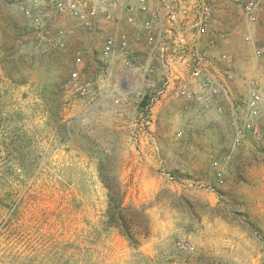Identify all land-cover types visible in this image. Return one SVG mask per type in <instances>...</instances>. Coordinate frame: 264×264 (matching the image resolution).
<instances>
[{
  "label": "rangeland",
  "instance_id": "obj_1",
  "mask_svg": "<svg viewBox=\"0 0 264 264\" xmlns=\"http://www.w3.org/2000/svg\"><path fill=\"white\" fill-rule=\"evenodd\" d=\"M206 2L225 22L226 38L235 31L246 48L240 71L252 75L239 78L243 87L264 97V58L246 40L264 44V0L249 26L231 0ZM65 29L75 32L56 29L53 18L41 37L0 1V264H264V110L258 132L240 142L235 127L247 117L246 93L237 94V116L220 120L216 133L189 119L181 125L176 114L190 103L175 91L155 121L167 81L160 64L158 77L152 66L145 71L146 60L135 79L110 77L109 61L99 58L104 38L67 37L60 47L53 36ZM108 78V104H120L117 91L128 93L124 112L90 114ZM104 176L148 217L137 246L108 225Z\"/></svg>",
  "mask_w": 264,
  "mask_h": 264
},
{
  "label": "crops",
  "instance_id": "obj_2",
  "mask_svg": "<svg viewBox=\"0 0 264 264\" xmlns=\"http://www.w3.org/2000/svg\"><path fill=\"white\" fill-rule=\"evenodd\" d=\"M155 6L158 16L152 17L149 13L141 12L137 8L128 10L129 7L134 6L132 2L128 0H122V2L116 8L110 11L112 16L111 20H107L103 16H97L91 18L92 27L86 31L81 32L76 30V23L78 19L76 17L65 15H56L55 28L68 27L74 28L75 32L67 38L68 40L79 43H92L97 41L99 37L104 38V45L99 54V58L107 59L108 74L109 76H122L124 74L136 78L137 71L142 70L141 62L146 60L145 71L152 66V69L156 72V77L159 76V69L156 71V63L164 69L166 78L172 77L170 85L166 90L165 95L161 100L157 102L153 107V119L156 121L159 118L162 119L166 109L171 105V94L176 88L184 87L188 90L195 92L197 95L205 97L202 102H192L186 99V102L190 103V106H185L184 109H179L176 118H180L181 125H186V121H194L196 123H205V126L212 128L215 131V126L221 121H225L226 117L230 119L235 118L239 107L237 106V94L246 93V97L252 92L249 86L243 87L244 81L239 80L240 77L251 76L250 71L247 70L245 74L240 71V62L242 61L246 48H240V41L236 37L235 31H233L231 38L217 39L216 34L218 32H224L225 22H217L213 17L212 27L209 34L205 36H199L192 31L189 21L186 18L193 16V6L189 5L193 3L192 0L185 5L180 6L181 13L179 14V4L174 0H150ZM182 3V2H181ZM129 5V7H128ZM128 7V8H127ZM177 13V14H176ZM133 17L136 21L135 25L128 23V18ZM148 21L153 22V35L151 36L144 28V24ZM244 21L246 22L245 18ZM187 26V42L190 49L194 47L196 50H204L208 47L210 40H215V47L209 48L207 61L205 62L207 74L211 76L216 84L221 86L224 91L218 96H214L209 90L202 87V79L193 78L190 75L189 68L186 64L177 61L173 58V45L171 41V31L177 25ZM245 24H248L247 22ZM232 27L236 24L232 22ZM249 26V24H248ZM76 27V29H75ZM249 28V27H248ZM67 30V29H65ZM70 30V29H69ZM72 31V30H71ZM108 38H114L117 41V46L113 52L105 53V43ZM125 38L127 46L122 50L120 47V39ZM88 51V50H87ZM88 53V52H86ZM85 54V52H84ZM223 54H228L232 57V62L228 63L221 60ZM229 76V83L227 77ZM155 85H160V82L153 80ZM246 83V82H245ZM165 84V83H164ZM163 84V86H164ZM99 99L91 107V113L106 112L105 114L119 115L124 112L126 107L125 96L128 93L121 94L117 91V96L120 98V104L116 102L108 104L111 97L108 96L112 91L109 78L105 83ZM114 91V90H113ZM176 104V103H175ZM224 107L225 113L220 114L219 109ZM247 109V108H246ZM216 124V125H215ZM237 125V123H235ZM236 129V127H235Z\"/></svg>",
  "mask_w": 264,
  "mask_h": 264
},
{
  "label": "built area",
  "instance_id": "obj_3",
  "mask_svg": "<svg viewBox=\"0 0 264 264\" xmlns=\"http://www.w3.org/2000/svg\"><path fill=\"white\" fill-rule=\"evenodd\" d=\"M11 7L20 11L24 17L29 21L34 30L41 36H44L47 24L56 15H65L76 17L81 28L89 30L92 27L91 18L97 16H103L107 20H111L112 16L110 11L113 8L119 6L122 0H0ZM179 4V14L181 13L180 6L185 5L191 0H174ZM233 4L240 6L243 10V15L246 22L249 25L256 24L259 21L262 12L263 0H231ZM132 2L134 6L128 5L129 9L137 8L141 12L149 13L152 17L156 18L158 12L150 0H128ZM182 2V3H181ZM193 3L189 5L193 6V13L191 18H186L190 23L192 31L199 35L205 36L210 33L213 21V14L209 4L206 0H192ZM127 7V8H128ZM177 14V13H176ZM128 23L135 25L136 21L133 17L128 18ZM145 30L151 36L153 35V22L148 21L144 24ZM72 34L70 30H60L53 36L54 42L60 47H64L65 39ZM187 26L177 25L171 31V41L173 45V58L177 61L186 64L189 68L190 75L193 78L202 79V87L209 90L214 96H218L223 93L224 89L216 84L214 79L207 74L205 62L208 57V49L215 46V40H210L208 49L196 50L194 47L192 50L187 42L186 38ZM227 34L224 32H218L216 34L217 39H225ZM246 40L251 44L253 49V55L257 59L264 58V44L257 43L253 38L248 36ZM120 47L123 50L127 46L125 38L120 39ZM117 46V41L114 38H108L105 43V53L109 54ZM221 60L231 63L232 57L228 54H223ZM78 63L81 62V57H78ZM77 73L74 74V77ZM172 77H168L162 89L159 91V95L163 96L166 93L167 88L170 85ZM82 95H87V90L82 89ZM175 96L177 98L186 99L192 102H202L205 97L197 95L195 92L188 90L184 87L175 89ZM151 101V99H150ZM156 98L152 99L155 102ZM245 106L247 108V117L240 126H236V142L243 140L247 133L258 132L257 121L261 117V113L264 110V97L258 89H252L249 96L245 98ZM143 123V122H142ZM213 166L217 167L218 163L214 162Z\"/></svg>",
  "mask_w": 264,
  "mask_h": 264
},
{
  "label": "trees",
  "instance_id": "obj_4",
  "mask_svg": "<svg viewBox=\"0 0 264 264\" xmlns=\"http://www.w3.org/2000/svg\"><path fill=\"white\" fill-rule=\"evenodd\" d=\"M69 71H71V69H69ZM59 78L61 80V86L64 89L69 79L63 75ZM50 94L46 93L48 96ZM42 96L45 98V94H42ZM150 99L149 96L144 98L142 103L143 108L148 105ZM103 181L109 191L107 210L108 225L112 228H116L132 245H139L140 237L147 236L148 234V217L144 211L126 204L127 191L123 190L122 187L116 183L115 179L110 176H104Z\"/></svg>",
  "mask_w": 264,
  "mask_h": 264
}]
</instances>
